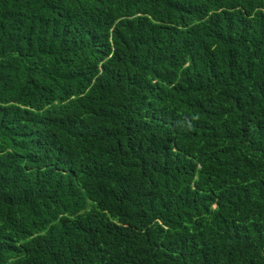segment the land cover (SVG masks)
Here are the masks:
<instances>
[{
	"label": "trees",
	"instance_id": "16d2710c",
	"mask_svg": "<svg viewBox=\"0 0 264 264\" xmlns=\"http://www.w3.org/2000/svg\"><path fill=\"white\" fill-rule=\"evenodd\" d=\"M0 264H264V0H0Z\"/></svg>",
	"mask_w": 264,
	"mask_h": 264
}]
</instances>
